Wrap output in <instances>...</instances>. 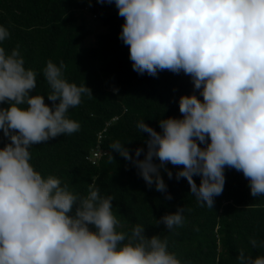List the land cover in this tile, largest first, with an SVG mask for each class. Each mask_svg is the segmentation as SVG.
Here are the masks:
<instances>
[{"label":"clouds","instance_id":"1","mask_svg":"<svg viewBox=\"0 0 264 264\" xmlns=\"http://www.w3.org/2000/svg\"><path fill=\"white\" fill-rule=\"evenodd\" d=\"M114 2L124 18L120 39L129 46L133 70L153 77L183 71L203 100L181 96L183 118L161 119V132L138 122L149 136L144 159H138L142 148L134 158L118 141L111 150L160 192H167L161 170L171 179L167 164L182 165L176 179L186 178L192 194L209 208L223 192L226 166L243 173L253 197L264 196V0ZM9 35L0 26V42ZM24 63L19 46L10 54L0 47V104L8 105L0 108V130L9 141L0 148V264H182L167 250L166 238H149L140 225L130 235L117 231L113 198L102 197L94 184L79 197L58 178L35 170L29 149L77 132L80 125L66 113L81 103L82 94L92 93L63 78V61L57 66L49 60L43 70L52 89L49 106L44 95H30L36 73ZM194 175L201 177L199 186ZM182 212L166 214L158 224L180 226ZM238 260L264 264V256L252 259L243 251Z\"/></svg>","mask_w":264,"mask_h":264},{"label":"trees","instance_id":"2","mask_svg":"<svg viewBox=\"0 0 264 264\" xmlns=\"http://www.w3.org/2000/svg\"><path fill=\"white\" fill-rule=\"evenodd\" d=\"M97 22L104 30H96L94 42L87 44L89 26ZM123 24L114 0L110 4L98 0H0V26L10 33L0 47L10 54L19 46L25 68L36 73L37 87L30 95H44L51 106L47 94L52 89L43 74L49 60L57 66L63 61V78L77 86L85 84L92 93L82 94L81 103L66 113L68 119L78 122L79 130L33 145L30 163L44 178H58L61 187L67 185L79 197L87 196L94 184L102 197L113 198L112 210L120 221L117 231L130 235L140 225L147 237L166 238L167 250L182 264H240L241 251L252 259L264 256V196L251 195L241 171L225 167L223 192L209 208L192 194L186 178L176 179L182 165L167 164L171 179L161 170L167 192H160L155 184L147 186L131 161L111 150L110 145L118 141L134 158L135 150L142 148L138 159H144L149 136L140 132L138 122L161 132V119L183 118L181 96L195 94L203 100L183 71H158L155 77L134 71L129 46L120 39ZM6 107L0 104V108ZM8 142L0 130V148ZM99 149L104 154L95 157ZM154 162L159 163L157 158ZM193 179L199 186L201 177L194 175ZM179 208H183L182 225L168 229L158 224L162 216Z\"/></svg>","mask_w":264,"mask_h":264},{"label":"rangeland","instance_id":"3","mask_svg":"<svg viewBox=\"0 0 264 264\" xmlns=\"http://www.w3.org/2000/svg\"><path fill=\"white\" fill-rule=\"evenodd\" d=\"M94 26H89L90 30H91V34L88 36V39H87V44H91L94 42V34L96 33V30L97 31H102L104 30V26L100 23H94L93 24Z\"/></svg>","mask_w":264,"mask_h":264},{"label":"built area","instance_id":"4","mask_svg":"<svg viewBox=\"0 0 264 264\" xmlns=\"http://www.w3.org/2000/svg\"><path fill=\"white\" fill-rule=\"evenodd\" d=\"M104 154V152H102V150H98L96 153H95V157H101L102 155Z\"/></svg>","mask_w":264,"mask_h":264}]
</instances>
